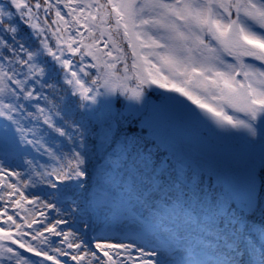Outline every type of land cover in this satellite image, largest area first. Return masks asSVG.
<instances>
[{
  "label": "snow or ice",
  "instance_id": "1",
  "mask_svg": "<svg viewBox=\"0 0 264 264\" xmlns=\"http://www.w3.org/2000/svg\"><path fill=\"white\" fill-rule=\"evenodd\" d=\"M261 190L264 0H0V264H264Z\"/></svg>",
  "mask_w": 264,
  "mask_h": 264
},
{
  "label": "rangeland",
  "instance_id": "2",
  "mask_svg": "<svg viewBox=\"0 0 264 264\" xmlns=\"http://www.w3.org/2000/svg\"><path fill=\"white\" fill-rule=\"evenodd\" d=\"M151 99L153 102L158 103V97L156 95H152ZM212 143L216 144L217 146H221L223 148H228L231 144L235 143L234 141H227V142H220V141H215L214 138L212 140ZM261 196L264 197V190H261ZM30 255V254H28Z\"/></svg>",
  "mask_w": 264,
  "mask_h": 264
},
{
  "label": "trees",
  "instance_id": "3",
  "mask_svg": "<svg viewBox=\"0 0 264 264\" xmlns=\"http://www.w3.org/2000/svg\"><path fill=\"white\" fill-rule=\"evenodd\" d=\"M122 103H126V102H123V101H122Z\"/></svg>",
  "mask_w": 264,
  "mask_h": 264
}]
</instances>
